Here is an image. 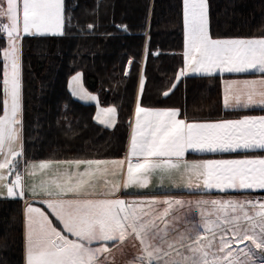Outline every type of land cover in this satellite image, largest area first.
<instances>
[{"label": "snow or ice", "instance_id": "obj_1", "mask_svg": "<svg viewBox=\"0 0 264 264\" xmlns=\"http://www.w3.org/2000/svg\"><path fill=\"white\" fill-rule=\"evenodd\" d=\"M102 6L97 0V14ZM182 13L183 66L163 96L188 75L264 74V35L214 38L209 0H182ZM66 19L71 28L65 0H0V188L5 198L21 201L26 191L42 193L47 209L25 202V264H103L102 257L107 261L125 246L136 250L127 264H264V197L249 198L264 192V115L190 121L177 109L142 106L140 76L124 157L23 159V39L64 36ZM86 27L90 34L94 24ZM70 88L79 100L99 104L82 73L71 77ZM222 106L264 110V78L226 81ZM118 116L115 106L100 107L94 120L114 129ZM190 153L241 155L190 159ZM154 175L161 181L158 194L135 197L132 204L120 195L146 188ZM8 177L13 179L4 183ZM191 213L199 215L202 230L186 226Z\"/></svg>", "mask_w": 264, "mask_h": 264}, {"label": "trees", "instance_id": "obj_2", "mask_svg": "<svg viewBox=\"0 0 264 264\" xmlns=\"http://www.w3.org/2000/svg\"><path fill=\"white\" fill-rule=\"evenodd\" d=\"M96 4L65 0L73 26L66 19L64 36L23 39L25 160L122 157L140 76L145 78L143 105L175 108L190 121L264 113L225 110L219 75L186 76L170 95H162L183 66L182 0H102L98 14ZM209 19L214 38L262 36L264 0H209ZM89 23L94 24L90 34ZM77 72L103 106L117 108L114 129L95 122L94 104L72 95L68 83ZM23 212V201L0 199V244L7 242L0 247V264H25Z\"/></svg>", "mask_w": 264, "mask_h": 264}, {"label": "crops", "instance_id": "obj_3", "mask_svg": "<svg viewBox=\"0 0 264 264\" xmlns=\"http://www.w3.org/2000/svg\"><path fill=\"white\" fill-rule=\"evenodd\" d=\"M184 51H185V29H184ZM217 75H219V76L222 77V81H221L222 96H223V90H224L225 82L228 81V80H230V79H260V78H264V74H258V73L257 74H251V73H247V74H245V73H241V74H229V73L219 74L218 73ZM188 76H192V75H188ZM75 98H77V97H75ZM98 98H99L98 99L99 100V104L98 105L96 103H94V102H86V103H92V104L95 105V110L93 112V119H94V116H95L96 112L98 111V107L97 106H100V107H108V106H103V104L101 103V98L99 97V95H98ZM135 102H136V100H135ZM140 103H141V101H140ZM141 105L142 106H145L142 103H141ZM134 108H135V104H134ZM134 108H133V112H132V118L134 117ZM150 108H157V107H150ZM159 109H175V108H159ZM236 110H262V109H260V108H254V109H236ZM246 115H264V113H253V114H246ZM243 116L235 117V118H241ZM235 118H226V119H235ZM212 121H216V120H212ZM130 136H131V127L129 129L128 136L126 138V149H125L124 155L122 157H124L126 155L127 146H128L129 140H130ZM240 155L241 154H239V153H225V154H216V155H213V154H192V153H190L189 154V158L190 159H198V158L207 157V156H211V158H236V157H238ZM248 155H259V153L258 152L257 153H248ZM122 157H118V158H122ZM44 160H49V159H41V160H37V159H26L25 161H44ZM52 160H62V159H52ZM61 167L62 166L53 165V168H57L58 169V168H61ZM12 179H13V177H12ZM25 179H26V183L27 184H30L32 182L31 179H29L28 177H25ZM164 187L165 188H169L170 187L167 181H164ZM160 191H161V181H160V179H159L158 176H155L154 175L151 178L150 183H149V185L146 188H143V189L129 188L126 191H122L120 193V195L122 197H126L127 198V202L129 204H132L133 199L135 197H150V196H153L152 193H156V192H160ZM132 193H137V194L150 193V194H147V195H139V196L128 195V194H132ZM42 195L43 194L41 193L40 196H35L34 197L29 192L26 191L25 198H24V201H23L24 202V205H25V202L32 203V204H36V207H39L42 210H46L47 211L46 205L40 203V199H41V196ZM254 196L263 197L264 196V192H255V193H252L250 197H254ZM5 197H6V192L0 194V199H9V198H5ZM50 219L53 220V223L54 224H57L58 223L55 220L54 217L50 216ZM167 219L169 221H171L173 219L172 218V215H169L167 217ZM24 231H25V225H24ZM101 260H102L103 264H112L113 263V254H112V257L109 258V260L104 261V258L103 257L101 258Z\"/></svg>", "mask_w": 264, "mask_h": 264}, {"label": "rangeland", "instance_id": "obj_4", "mask_svg": "<svg viewBox=\"0 0 264 264\" xmlns=\"http://www.w3.org/2000/svg\"><path fill=\"white\" fill-rule=\"evenodd\" d=\"M81 73V72H80ZM84 77V76H83ZM70 81H71V78L69 80V83H68V87H69V90L71 91V88H70ZM83 84H84V87L85 89H87L91 94L93 95H96L98 97V94L97 93H93L91 92L87 86H86V83L84 81V78H83ZM99 99V98H98ZM83 101V100H82ZM84 102H90V101H84ZM98 107V110L100 108V106H97ZM12 180V177H8L4 183H9L10 181ZM5 190L0 188V194L4 193ZM255 198L259 199L261 198L260 196H254ZM264 197V196H263ZM249 198H253V197H249ZM33 206L36 207V204H33ZM26 207V204L24 205V209ZM248 209L245 208V211H247ZM219 211V210H218ZM173 218V217H172ZM187 219L189 220V223L186 225L188 228L190 229H194V230H202L201 228V225H202V222H201V219L199 218V215L196 214V213H191ZM242 247V246H241ZM135 249L130 247V246H125L123 251H120V250H114L113 251V258H114V262L112 264H127L128 261L132 260L133 258V254L135 253ZM257 255H259V253H257ZM134 264H141V261L136 259L134 261Z\"/></svg>", "mask_w": 264, "mask_h": 264}]
</instances>
